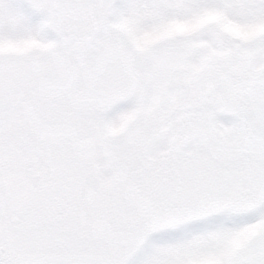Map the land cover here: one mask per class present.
I'll use <instances>...</instances> for the list:
<instances>
[{"label": "snow or ice", "instance_id": "6c2138e0", "mask_svg": "<svg viewBox=\"0 0 264 264\" xmlns=\"http://www.w3.org/2000/svg\"><path fill=\"white\" fill-rule=\"evenodd\" d=\"M0 264H264V0H0Z\"/></svg>", "mask_w": 264, "mask_h": 264}]
</instances>
